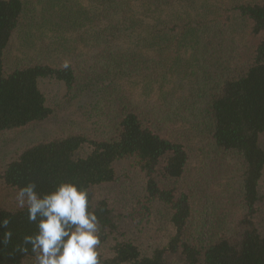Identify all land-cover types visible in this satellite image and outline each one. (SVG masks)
Here are the masks:
<instances>
[{"label":"trees","instance_id":"obj_1","mask_svg":"<svg viewBox=\"0 0 264 264\" xmlns=\"http://www.w3.org/2000/svg\"><path fill=\"white\" fill-rule=\"evenodd\" d=\"M41 80L93 93L92 130L0 158V264H34L19 188L60 181L89 191L101 264H264V0H0V135L54 118Z\"/></svg>","mask_w":264,"mask_h":264},{"label":"clouds","instance_id":"obj_2","mask_svg":"<svg viewBox=\"0 0 264 264\" xmlns=\"http://www.w3.org/2000/svg\"><path fill=\"white\" fill-rule=\"evenodd\" d=\"M67 66V65H65ZM15 200L26 208L27 218L36 224L34 234L25 235L17 246L27 253L30 245L34 264H101L99 218L89 207V191L72 181H60L48 192H37L36 184L19 188ZM9 218L0 220V244L12 238Z\"/></svg>","mask_w":264,"mask_h":264},{"label":"rangeland","instance_id":"obj_3","mask_svg":"<svg viewBox=\"0 0 264 264\" xmlns=\"http://www.w3.org/2000/svg\"><path fill=\"white\" fill-rule=\"evenodd\" d=\"M180 83H183V81L172 78L166 84V87L174 89ZM40 87L47 94L49 102L56 109L54 118L14 134L0 135V158H6L16 150L43 138L53 136L72 125H78L86 130H92V126L87 121L85 113L89 102L94 97L93 93H83L76 99L67 101L64 98L65 90L62 85L48 80H41ZM123 167L128 170H134L128 162H122L115 166L116 172L120 174L122 172L121 168Z\"/></svg>","mask_w":264,"mask_h":264}]
</instances>
